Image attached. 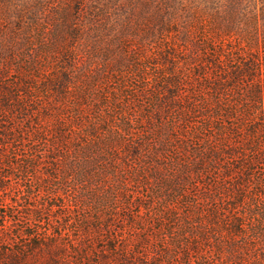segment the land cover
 Instances as JSON below:
<instances>
[{
	"label": "rangeland",
	"instance_id": "obj_1",
	"mask_svg": "<svg viewBox=\"0 0 264 264\" xmlns=\"http://www.w3.org/2000/svg\"><path fill=\"white\" fill-rule=\"evenodd\" d=\"M263 8L264 0H0V264H264V238L228 225L238 218L224 196L231 179L211 161L197 171L205 138L192 124L179 123L187 138L172 132L173 112L150 116L172 71L165 50L176 49L172 73L189 86V104L201 54L246 49L256 35L251 11ZM171 18L181 34L163 31ZM251 209L236 213L253 226Z\"/></svg>",
	"mask_w": 264,
	"mask_h": 264
},
{
	"label": "trees",
	"instance_id": "obj_2",
	"mask_svg": "<svg viewBox=\"0 0 264 264\" xmlns=\"http://www.w3.org/2000/svg\"><path fill=\"white\" fill-rule=\"evenodd\" d=\"M251 13L252 20H256L254 32L256 35L250 43L244 45L246 49L231 50L226 55L208 46L201 54L202 60H205L197 65L198 71L194 72L201 82L195 84L194 95L205 97L203 105L196 97L192 98L189 104H185L183 95L190 94L189 86L184 77L172 73L175 70L172 60L175 58L176 49L171 46L164 51L163 65L170 66L172 71L168 74L169 79L163 81V87H156L163 98L157 102L156 111L150 113V116L162 120L172 112L179 115L175 118L177 121H174L175 127L172 132L181 138H187L185 136L187 132H183L186 129L181 128L179 123L188 127L192 124L196 127L195 133L200 135L198 139L203 137L208 142V146L203 143L204 148L195 153L196 157L199 155L206 161L198 165L197 171H202L207 162L211 161L210 163L215 164L213 165L215 173L231 179L228 186L230 193L224 194L229 198V210H233L234 215L238 216L234 223L231 221L234 225L228 222L231 232L241 235L245 231H250L255 235L254 239L259 240L260 236L264 238V8L262 11ZM179 24L178 20L171 18L164 23L163 31L181 34ZM186 35L188 36V33ZM202 43L200 41L197 45L200 51ZM63 80L64 86L67 77L65 76ZM193 86L194 84H191V87ZM7 99L4 97V102L8 101ZM185 111L189 115L186 121L182 119L184 118L182 113ZM190 129L193 131V127ZM59 132L61 136L64 135L62 130ZM218 136H224L227 142L224 148L219 147ZM53 160L58 161L59 157L54 156ZM59 195L64 198L61 193L56 194ZM246 202L252 205L251 215L258 218L253 226L242 219L246 217L245 214L236 213V210ZM66 206L63 203L53 207L64 209ZM216 210L219 209H214L215 212L212 214L214 221L220 219ZM260 241L264 244V239ZM13 260L18 264L20 259Z\"/></svg>",
	"mask_w": 264,
	"mask_h": 264
}]
</instances>
